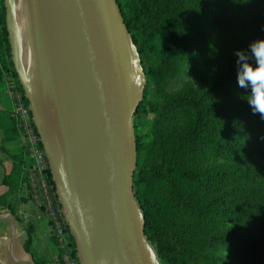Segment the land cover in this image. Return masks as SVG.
<instances>
[{
    "label": "trees",
    "instance_id": "obj_1",
    "mask_svg": "<svg viewBox=\"0 0 264 264\" xmlns=\"http://www.w3.org/2000/svg\"><path fill=\"white\" fill-rule=\"evenodd\" d=\"M116 1L146 80L132 180L146 241L159 264H264V120L237 83L234 55L264 40V0ZM12 56L0 0V82L9 77L29 107ZM0 130L3 141L18 137L1 108ZM25 156L20 144L3 182L16 186ZM69 246L76 258L71 234Z\"/></svg>",
    "mask_w": 264,
    "mask_h": 264
},
{
    "label": "water",
    "instance_id": "obj_2",
    "mask_svg": "<svg viewBox=\"0 0 264 264\" xmlns=\"http://www.w3.org/2000/svg\"><path fill=\"white\" fill-rule=\"evenodd\" d=\"M5 5L14 67L29 99L79 263L159 264L144 236L132 183L133 116L146 80L117 1L5 0ZM18 17L35 40L41 31L49 34L54 53L68 73V94L59 111L62 143L55 168L33 113L30 101L33 106L35 102L13 46L16 41L11 39ZM79 146L89 166L85 184L74 192L71 175L78 166L75 151Z\"/></svg>",
    "mask_w": 264,
    "mask_h": 264
},
{
    "label": "crops",
    "instance_id": "obj_3",
    "mask_svg": "<svg viewBox=\"0 0 264 264\" xmlns=\"http://www.w3.org/2000/svg\"><path fill=\"white\" fill-rule=\"evenodd\" d=\"M14 39L20 44L18 49L15 43L13 46L20 55L22 68H30V74L35 72L33 66L36 63L30 56L32 33L21 20ZM8 100L11 104L12 101ZM3 138L4 134L0 130V195L8 192L6 202L9 204H0V264H60L49 219L44 210L27 195V188L21 180L26 172L25 157L16 186H13L15 183L3 182L20 151L19 137L14 141H3Z\"/></svg>",
    "mask_w": 264,
    "mask_h": 264
},
{
    "label": "built area",
    "instance_id": "obj_4",
    "mask_svg": "<svg viewBox=\"0 0 264 264\" xmlns=\"http://www.w3.org/2000/svg\"><path fill=\"white\" fill-rule=\"evenodd\" d=\"M7 94L14 100L12 117L20 123L23 133L22 142L26 146V180L24 181L29 197L44 210L51 225V236L58 248L60 264H80L78 258L71 256L70 230L66 222L56 190L52 187L47 173V161L40 145L39 136L34 131L26 106L15 89L12 80L5 81Z\"/></svg>",
    "mask_w": 264,
    "mask_h": 264
},
{
    "label": "bare ground",
    "instance_id": "obj_5",
    "mask_svg": "<svg viewBox=\"0 0 264 264\" xmlns=\"http://www.w3.org/2000/svg\"><path fill=\"white\" fill-rule=\"evenodd\" d=\"M32 42L41 70L52 77V83H50L52 89L57 95V112L59 117V111L64 107V101L68 94L69 79L66 66L63 60L54 53L49 34L46 31L40 32L38 40H35L32 35ZM37 105L38 104L35 103L38 126L42 133L46 148L52 157V163L55 166L59 161L61 150L60 139L55 134L57 118L56 107L54 106L55 102L53 100V103H51L50 99H47L44 106L41 107ZM83 152L84 151H82L80 146L76 148L75 161L78 166L71 175V185L74 192H76L80 186L85 184L88 173L89 165L88 161L82 157Z\"/></svg>",
    "mask_w": 264,
    "mask_h": 264
},
{
    "label": "rangeland",
    "instance_id": "obj_6",
    "mask_svg": "<svg viewBox=\"0 0 264 264\" xmlns=\"http://www.w3.org/2000/svg\"><path fill=\"white\" fill-rule=\"evenodd\" d=\"M11 1V0H10ZM16 8V11L19 12L21 11V7L18 5L15 7ZM9 25L10 22H9ZM12 26V25H11ZM11 29V28H10ZM11 39H12V42H14V36L12 35L11 33ZM24 41V40H23ZM24 45V43H23ZM16 47L18 49V47L20 48V44H17L16 43ZM15 47V48H16ZM16 51V49H15ZM17 52L15 53V59L16 61H18V57H17ZM31 59H33L35 61V65L33 66V70L35 72H32L30 74V68L29 69H24L23 70L25 71V77L27 79V82L28 84L30 85L29 87V92L30 94H32V98H33V101L38 104L37 106H44L47 102V99H50L51 103H53V100L55 102V107H56V115H57V118H56V129H55V134L56 136H58V138L60 139L59 141L62 143V139H61V133H60V127H59V117H58V112H57V95H56V92L52 89L51 87V83H52V77L47 75L45 72H43L44 74L40 73L41 71V66H39V62H38V58H37V55H36V52L34 50V47L32 46V51H31ZM25 57V55H24ZM22 62V60H21ZM18 64V62H17ZM39 66V68H38ZM38 68V69H37ZM22 70V71H23ZM38 71H40L39 73H37ZM9 77L6 76L5 78V81L8 80ZM5 81L4 82H0V100H1V104H0V108L2 110H6L7 112L10 111V114H12V109H13V105H14V100L12 98H10V96L7 94L6 90H7V87L5 85ZM51 82V83H50ZM49 84V85H48ZM179 84V83H178ZM178 84L175 86V88H177ZM50 86V87H49ZM43 87V88H42ZM51 88V89H50ZM52 90V91H51ZM10 99L12 102L11 104L9 103V100ZM46 100V101H45ZM31 103V106L33 108V113L36 114V109H35V106H33V103L30 101ZM30 106V105H29ZM54 107V108H55ZM12 116V115H11ZM149 117H151V114L147 115V116H144L142 117L141 119L139 120H136L135 123L139 124V123H145ZM36 121L37 120V116H36ZM38 124V122H37ZM15 125L17 127V130H18V137L20 138V144L23 146V148L25 149V155H27V151H26V146L25 144L22 142V135L21 133H23L22 131V128H21V125L19 122H17V120L15 119ZM39 127V126H38ZM40 129V128H39ZM146 130L145 127H141L140 130H139V133H144ZM41 132V131H40ZM42 135V133H41ZM43 137V136H42ZM44 140V139H43ZM26 158V156H25ZM57 165V164H56ZM56 165L54 166V168L56 167ZM26 186V185H25ZM27 188V187H26ZM27 195H29L28 191H27ZM31 199V198H30ZM35 203V202H34ZM36 204V203H35ZM37 205V204H36ZM228 264H235V261L234 262H230Z\"/></svg>",
    "mask_w": 264,
    "mask_h": 264
},
{
    "label": "clouds",
    "instance_id": "obj_7",
    "mask_svg": "<svg viewBox=\"0 0 264 264\" xmlns=\"http://www.w3.org/2000/svg\"><path fill=\"white\" fill-rule=\"evenodd\" d=\"M234 55L237 83L245 89V100L253 114L259 113L264 120V40H253L247 49L236 50Z\"/></svg>",
    "mask_w": 264,
    "mask_h": 264
}]
</instances>
